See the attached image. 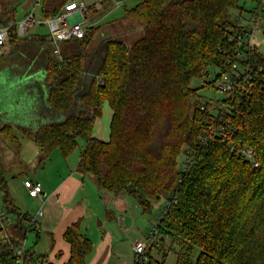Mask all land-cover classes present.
Listing matches in <instances>:
<instances>
[{
  "label": "trees",
  "instance_id": "16d2710c",
  "mask_svg": "<svg viewBox=\"0 0 264 264\" xmlns=\"http://www.w3.org/2000/svg\"><path fill=\"white\" fill-rule=\"evenodd\" d=\"M19 1H6L13 23ZM68 1L41 0L42 17H55ZM137 1L124 13L143 28L131 46L107 40L89 56L85 49L96 31L90 28L83 39L68 42H74L69 56L57 60L46 36L33 37L39 47L36 65L50 84L48 106L64 118L18 131L42 160L52 151L66 159L83 143L76 172L93 178L99 192L128 198L142 214L162 197L171 202L153 243L160 252L166 239L177 247L175 264H264V56L254 51L262 71L255 73L253 87L220 101L226 109L213 108L199 95L201 89L213 90L207 80H217L229 69L225 63L237 59L240 48L227 39L239 27L222 16L243 12L242 0ZM260 1L255 2L264 36ZM23 47L13 25L0 72ZM194 81L205 88L191 87ZM104 104L111 120L108 140L100 141L92 131ZM219 126L230 127L228 138L208 140L199 149V141ZM0 133L17 142L10 126ZM231 146L251 149L258 167L230 152ZM185 149L191 156L183 172L178 166ZM1 191L5 208L21 216L2 182ZM62 239L68 246L64 264H85L92 243L80 223L66 228ZM153 243L146 264H164L149 255Z\"/></svg>",
  "mask_w": 264,
  "mask_h": 264
},
{
  "label": "crops",
  "instance_id": "0c3cea01",
  "mask_svg": "<svg viewBox=\"0 0 264 264\" xmlns=\"http://www.w3.org/2000/svg\"><path fill=\"white\" fill-rule=\"evenodd\" d=\"M42 36L43 34H39L35 29L22 40H30L31 42L27 45L34 50L35 54H38L39 47L34 42V40H38L33 37L40 38ZM40 70H42V66ZM29 72L27 70L19 75L0 77L2 79L0 81V129L4 125L10 126L17 142L12 143L1 133L0 135L18 149L9 151V154L22 160V157H25L26 161L30 158V163L35 166L33 180L25 178L21 183L22 193L31 200L33 206L29 208L18 206L15 201L10 200L13 207L22 215H33L39 207L44 208L40 227L33 233L34 241L35 244H38L43 239L42 237H46L53 244L49 254L34 255L32 250L28 249V251L34 257L46 256L51 264L55 254H57V259L65 256L67 261L68 246L64 243L62 235L71 224L80 223L82 233L92 243V252L86 257L85 264H104L105 254L112 248L113 236L110 232H101L100 240L96 235H91L93 237L89 238V228L91 226L102 228L103 221L106 222L109 219L121 222L120 220L126 217H132V226L134 227V223L140 222V220H135L131 214L132 209L137 208L126 197L113 198L99 192L93 178L76 172L79 154L72 158V153L64 159L59 151H52L47 158L42 160L35 145L26 137L18 135L20 134L19 129L35 130L47 124L61 122L64 118L62 114L51 111L48 106L50 84L45 75L37 73L30 75ZM41 80L47 84L44 91L39 93L38 85H33V81L37 83ZM31 82L33 83L30 87L28 84ZM21 136L25 138L22 142H20ZM24 181L39 183L42 188L41 195L35 199L29 198L23 188ZM19 235L21 234L19 233ZM29 236L30 234L27 235L25 243Z\"/></svg>",
  "mask_w": 264,
  "mask_h": 264
},
{
  "label": "rangeland",
  "instance_id": "374dc122",
  "mask_svg": "<svg viewBox=\"0 0 264 264\" xmlns=\"http://www.w3.org/2000/svg\"><path fill=\"white\" fill-rule=\"evenodd\" d=\"M6 1H11V3H13L15 0H0V26L3 24L6 25L12 23L11 14L5 9ZM84 1L89 2L90 0ZM114 1L120 2L121 5L115 8L113 2L110 1L109 4L111 7L109 6L106 8L103 5L102 10H99L98 14L94 16V19L92 20V22H96L94 27L96 31L93 37L91 39L89 38L88 46L85 49V53L89 56L93 51L98 49L104 41H117L123 43L126 46H131L142 36V26L124 18L125 11L134 7L138 1ZM255 1L256 0L240 1L239 5L242 7L243 12L239 13L237 11L228 10L223 14L222 20L234 24L240 19L243 23H245L251 17V15L259 12V5ZM28 2L29 0H20L14 4L13 17L15 22L21 20L28 12ZM260 6L263 8L262 10L264 12V5L260 4ZM33 12L37 19L43 18L41 14V3L38 4V7L34 8ZM36 31L39 34H43V36H46L47 34V29L45 27H38L36 28ZM30 42V40L24 41V49L19 54L14 56L7 69L0 72V77L19 75L27 70L30 71V75L36 73L44 75L42 71H39L40 69L38 70L39 66L36 65L38 54H35L34 50L29 48V45H27ZM256 42L258 53L264 56V36L262 34L256 35ZM72 46H74V42L63 44L60 47V57L69 56ZM53 57L57 60L60 59V57ZM1 80L2 79H0V81ZM33 82L29 83L28 85L30 87L32 83L33 85H38V92L42 93L47 83L43 80L37 83H35V81ZM201 85L202 83L200 81H194L192 82L191 87L199 88ZM199 95L206 97L207 99L214 100H222L224 98V96L220 93L214 90L210 91L206 89H201L199 91ZM109 123L110 109L107 104H104L102 106L101 117L94 121L92 136L100 141H107L109 137ZM18 135L24 136L21 133ZM22 136L20 137V142L25 140V138H22ZM82 147L83 143H80L79 149L73 152L72 158L79 154V151ZM16 150L18 149H16L14 145H12L8 140L0 135V208L2 209L6 208L2 203L1 182L5 183L9 198L15 201L18 206H25L26 208L33 206L31 200L25 197V195L22 193L21 183L25 178L33 180L32 177L35 166H33L34 164L30 163V158H28L26 161L25 157H22V160L9 154V151L12 152ZM178 167L180 168V165ZM88 177L91 178L90 176ZM132 205L137 208L132 209L131 214L133 215V218L135 220H140L139 223H134V227L132 226V217H126L124 218L125 222L123 218L120 220L121 222L111 221L108 219L106 222L103 221L104 225L102 228H98L97 226H91V228H89V238L96 235L97 239L100 240L101 232H110L113 236L112 248L111 251L108 250V252L105 254L106 256L104 264L134 263L132 245L138 241H145L149 237V233L154 227L157 226L158 220L161 219L162 213L167 206V200L162 197L159 203L153 205L151 211L147 214H142L140 209L135 204ZM41 208L44 213V208L42 206ZM33 233L34 232L30 233V236L26 242V248L32 250L34 255L39 253L49 254L53 248V244L50 242V240L46 239V237H42L43 239H41L38 244H35ZM157 238L158 236L154 240V243L158 242ZM154 243L152 248L149 249V255L151 258L157 262H164V264H175V253L178 251L177 247H175L169 240L166 239L160 252L157 248L159 247V243L156 245V247H154ZM56 256L57 254L53 256L52 264H63L66 261L65 256L60 257L59 259H57Z\"/></svg>",
  "mask_w": 264,
  "mask_h": 264
},
{
  "label": "built area",
  "instance_id": "2783aa9c",
  "mask_svg": "<svg viewBox=\"0 0 264 264\" xmlns=\"http://www.w3.org/2000/svg\"><path fill=\"white\" fill-rule=\"evenodd\" d=\"M110 1L113 2L115 8L121 5L118 1ZM110 1L69 0L55 17L37 19L33 10L38 7L41 0H29L28 12L21 20L0 26V56L6 52L9 29L15 25L16 36L19 39L25 38L38 27H45L51 52L54 56L60 57V47L70 41L83 39L88 30L95 27L96 22H92L94 16L98 14L99 10H102L103 5L106 8L111 7ZM260 3L264 5V0H261ZM236 24L239 31L232 32L227 39L228 42H234L240 48V51L235 54L236 61H227L225 65L229 67L228 71L223 73L217 80H207L208 83H213L214 91L224 96L223 99L231 98L253 87L252 82L255 73L262 71V66L258 65L257 58L253 56L254 51L258 52L256 35L262 34L261 13L251 15L245 23L239 19ZM99 83L102 84L101 81ZM205 86L206 84L202 83L201 87L205 88ZM210 100L213 108L226 109V104L220 102L221 100ZM231 131L230 127L219 126L214 128L211 130L210 135L199 141L198 148L205 147L208 140L212 141L216 137H221L222 141L226 140ZM230 152L248 162L252 168L258 167V162L251 149L231 146ZM190 156L189 149H185L181 154L180 157L183 160L179 168L181 171L184 172L187 169L190 164ZM23 188L26 190L28 197L32 199L38 198L42 193L39 183L24 181ZM171 204V202H167L166 208ZM166 208L162 216L166 213ZM43 216L44 213L41 207L33 215L23 214L21 216L0 208V264H50L46 256L34 257L30 255L25 243L27 235L38 230ZM156 228L154 227L151 230L145 241H138L132 245L133 264H146L148 262L146 251L156 239Z\"/></svg>",
  "mask_w": 264,
  "mask_h": 264
}]
</instances>
